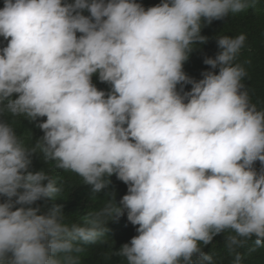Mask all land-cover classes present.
Listing matches in <instances>:
<instances>
[{
	"label": "clouds",
	"instance_id": "obj_1",
	"mask_svg": "<svg viewBox=\"0 0 264 264\" xmlns=\"http://www.w3.org/2000/svg\"><path fill=\"white\" fill-rule=\"evenodd\" d=\"M249 6L4 0L0 116L10 119H0V264H82L84 246L107 231L103 217L125 212L138 235L112 252L124 264H217L204 247L221 233L229 264H243L249 241V253L264 248V109L251 103L236 63L246 36H218L220 51L204 59L218 74L197 81L184 71L196 43L207 42L205 22ZM97 74L109 92L93 84ZM18 117H46L37 125L44 135L27 144ZM34 155L94 194L115 175L127 194L82 222L60 204L39 214L37 202L55 201L63 181L30 171Z\"/></svg>",
	"mask_w": 264,
	"mask_h": 264
},
{
	"label": "trees",
	"instance_id": "obj_2",
	"mask_svg": "<svg viewBox=\"0 0 264 264\" xmlns=\"http://www.w3.org/2000/svg\"><path fill=\"white\" fill-rule=\"evenodd\" d=\"M137 2L147 8L160 4L161 0H137ZM3 5L4 0H0V8H3ZM84 14L90 15L86 10ZM220 34L230 36L244 34L246 36L245 45L238 54L236 63H241L246 68L247 76L242 82L249 92L251 103L264 109V0H250V6L241 13L213 20L211 24L205 22L201 35L207 37V42L203 44L197 42L184 64V71L190 77L198 81L203 78L201 74L204 71H215L218 74L219 68L211 69V66L204 63V59L206 57L215 58L220 51L217 43ZM77 35L79 36L80 33ZM6 43L0 36V48L6 46ZM92 82L99 90L110 91V85L101 82L98 74L92 77ZM191 87L190 84L186 85L184 90L190 91ZM0 119L10 118L0 116ZM46 119V117H38L36 121H29L18 117L15 119L14 126L17 134L24 138L27 144L32 145L44 135L37 125ZM32 160L30 171L45 169L52 176L62 178L63 181V191L55 201L48 199L37 202V205L41 207L39 214L46 213L53 204H60L70 221L82 222L83 217L87 216L90 211L103 210L109 201L113 205L115 202L119 205L122 197L127 194L128 186L115 175L109 178L111 183L106 189L94 194L92 186L83 183L82 178L77 174L56 169L54 163L49 164L42 159V155H34ZM260 166V162L257 161L255 167L259 169ZM110 219L111 217H103L107 231L100 241L84 246L85 250L80 254L82 264H124L123 258L112 255V252L119 251L122 245L129 243L134 236L138 235L136 231L138 226H133L127 220V212L123 216ZM224 236L225 233L216 235L213 241L204 247L206 253L214 254L217 264H229L231 259L224 247ZM251 247L252 243L249 241L248 246L240 250L247 254L243 264H264V248H257L249 253Z\"/></svg>",
	"mask_w": 264,
	"mask_h": 264
}]
</instances>
